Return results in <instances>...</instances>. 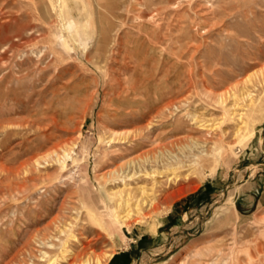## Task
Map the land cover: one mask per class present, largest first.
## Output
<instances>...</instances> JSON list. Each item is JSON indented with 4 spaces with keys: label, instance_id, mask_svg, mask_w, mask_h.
Masks as SVG:
<instances>
[{
    "label": "rangeland",
    "instance_id": "obj_1",
    "mask_svg": "<svg viewBox=\"0 0 264 264\" xmlns=\"http://www.w3.org/2000/svg\"><path fill=\"white\" fill-rule=\"evenodd\" d=\"M60 2L0 0V264H69L64 241L73 264L264 257V86L234 106L238 137L231 98L216 102L264 75V0ZM174 158L186 167L166 170ZM138 170L126 182L152 205L119 232L108 192Z\"/></svg>",
    "mask_w": 264,
    "mask_h": 264
},
{
    "label": "bare ground",
    "instance_id": "obj_2",
    "mask_svg": "<svg viewBox=\"0 0 264 264\" xmlns=\"http://www.w3.org/2000/svg\"><path fill=\"white\" fill-rule=\"evenodd\" d=\"M60 1H62L63 3H64V5L65 4H67L66 3V1L67 0H59V2ZM58 2V1H57ZM70 4V3H69ZM176 4V3H175ZM38 5V4H37ZM51 5V4H50ZM60 5H61V2H60ZM70 6V5H69ZM64 7V6H63ZM72 7L74 8V6H70V10H73L72 9ZM60 8H62V7H60ZM66 8V7H65ZM75 9V8H74ZM74 12H76V10L74 11ZM73 13V12H72ZM74 16V15H73ZM143 17H145V19H147V20H152L153 21V16L151 15V13L150 14H145ZM65 18V17H64ZM68 19V18H67ZM71 19V18H70ZM154 20H156V19H154ZM65 21V20H64ZM71 21V20H70ZM69 22V21H68ZM155 22V21H154ZM153 22V23H154ZM72 23H73V21H72ZM72 23L71 22H69V23H67V27L70 29V27L72 26ZM74 24H75V22H74ZM157 24V23H156ZM73 27H74V25H73ZM72 28V27H71ZM77 31V30H76ZM105 32V31H104ZM101 39H98V41H100ZM102 41V40H101ZM55 41L53 40V43H54ZM55 51V50H54ZM113 55V54H112ZM262 56H264V54L262 55ZM261 57V56H260ZM264 69V64H263V67L261 68V70H263ZM67 70V69H66ZM32 73V72H31ZM64 74V73H63ZM32 75V74H31ZM26 76V75H25ZM33 76V75H32ZM60 77V76H59ZM53 79V78H52ZM22 81V80H21ZM249 79H246L245 81H243L242 83H241V85H239V86H235L234 87V89H236L237 91H238V95H235V91H227L225 94H219V95H217L216 96V102L217 103H219V105H224L225 104V101H226V99L227 98H231V100H232V103H231V105H230V108H229V110H227L224 114H223V118H222V121L221 122H223V120H227V119H233L234 118V116H238V118H236V120H234V122L236 123L235 124V128H234V131H233V135L234 136H237L238 137V135H241V132H242V129H243V127H244V122H243V120H242V118L241 117H239V116H241L240 114H238V115H236L235 114V112H234V106H236V105H238V103H237V101L240 99L239 97H242V99L243 98H249L250 99V97L252 96V90H251V88L252 89H254L256 86H264V75H262V77L261 78H258V80L256 81V83L255 84H249ZM58 83V82H57ZM53 84V83H52ZM50 85V84H49ZM32 86V85H31ZM53 86H55V85H53ZM33 89H34V87H32ZM50 88H51V86H50ZM46 89V88H45ZM46 92V91H45ZM25 93V92H24ZM40 94V93H39ZM48 96V95H47ZM40 101V100H39ZM249 102H250V100H249ZM42 104V103H41ZM20 105V104H19ZM39 105V104H38ZM227 105V104H226ZM58 106H60V105H58ZM34 108H37L36 106L34 107ZM37 110V109H36ZM178 120H179V118H178ZM55 121V120H54ZM59 121V120H58ZM199 124H197V126L196 127H194L193 129H194V134L196 135V137L195 138H193L192 140V146L190 147V150H188V151H193L194 150V148L195 147H197V141H199V140H203V139H205L206 138V136L209 134V129H208V124H207V122H208V120H199ZM220 122V123H221ZM181 123H183L182 121H179L177 124H180L179 126H178V129L179 128H181ZM219 123V124H220ZM57 124V123H56ZM59 125V124H58ZM66 125V124H65ZM64 125V126H65ZM183 127V126H182ZM226 132L227 131H222V133L220 134V136L218 137V138H216L215 139V143H218V142H222V136L223 135H225L226 134ZM44 135V134H43ZM47 135V134H46ZM45 136V135H44ZM241 137V136H240ZM47 138V137H46ZM143 138H148L147 136H145V135H142V136H140V138L139 139H136V140H134L133 139V141L132 142H130V147L131 148H135L136 146H139L140 144H141V142H143L142 140H144ZM198 139V140H197ZM53 140V139H52ZM129 143V142H128ZM199 143V142H198ZM57 144V143H56ZM191 144V143H190ZM194 146V147H193ZM71 148V147H70ZM222 148L223 149H232L233 147L231 146V145H223L222 144ZM72 149V148H71ZM63 151V150H62ZM69 151H71V150H66V149H64V152H63V155H62V157L60 156V158L59 157H57L56 159H58L60 162H59V164H60V167L61 168H64L65 166H64V162H65V158L66 157H68V156H70V152ZM203 151V150H202ZM54 152V154L56 153V151H53ZM194 152V151H193ZM192 152V153H193ZM195 154H197V155H199L200 154V152H195V153H193V154H190V153H188L187 154V156H185V157H183V158H188L189 160H188V162L189 163H191L192 161H193V157L195 156ZM50 156V155H49ZM55 156V155H54ZM175 156V155H174ZM71 157V156H70ZM69 158V157H68ZM54 159V158H53ZM55 159V160H56ZM175 160L177 159V158H174ZM58 160H57V162H58ZM174 161V160H173ZM173 161H172V163L170 164L169 163V165H167L166 167H165V169L166 170H173V171H176V169H178V168H180V167H182L183 168V166H185L186 167V165H187V163L185 164L183 161H178V160H176L174 163H173ZM188 163V164H189ZM38 165V164H37ZM129 167V166H128ZM60 168V169H61ZM115 172V171H114ZM113 172V173H114ZM137 172H139V170L138 171H133L131 174H129V173H125L124 175H121L122 173H124V172H122V173H120V174H117L115 177H113V180L115 181L116 179L117 180H119L120 182H121V184L119 185V186H116V187H114V188H112V189H110L109 190V192H108V194L110 195V197H112L113 199H114V208H115V211H116V215H114L113 217H111L110 218V220H111V222H112V225H113V228H115L117 231H119V232H122V226L124 225V224H126V223H128L129 222V220L131 219V218H133V215H136V217L137 216H139L140 217V219H138L139 221H141V219H143L144 217H143V212H144V205L146 204V206L148 205V208L150 209V207H151V205H152V200H149V199H147V197H146V192H145V189H144V187L143 186H141V185H137L136 184V186H134V187H132L131 185H129V183L128 182H126V177H131V176H133V175H135ZM162 172V171H161ZM160 172V173H161ZM172 172V171H171ZM112 173V174H113ZM140 173V172H139ZM146 174H150L151 175V173H154L153 171H149L148 173L147 172H145ZM157 173V172H156ZM115 174V173H114ZM162 174V173H161ZM173 174H175V172H173ZM140 175V174H139ZM175 177H176V175H175ZM153 178V177H152ZM169 179V178H168ZM171 179V178H170ZM170 179H169V181H170ZM156 179L155 178H153V180L152 181H155ZM136 183V182H135ZM154 185V184H153ZM133 189H137V193L136 194H132V192H134L135 190H133ZM153 194V193H152ZM159 196V195H158ZM156 197V196H155ZM169 197V195H167V196H165V198L164 199H167ZM153 199V198H152ZM158 200V199H157ZM145 206V207H146ZM155 207V206H154ZM153 207V208H154ZM147 208V209H148ZM152 208V209H153ZM137 220V221H138ZM126 226V225H125ZM129 226V225H128ZM102 229H106L107 230V228L105 227V226H103L102 225ZM156 231H154V233H155ZM153 233V234H154ZM137 236H138V238L140 237V234H137ZM70 237H73V238H75V235H69V237L68 238H70ZM69 251V252H68ZM65 252H68V255H70V253H71V257H72V260H71V262L69 263V264H73V263H75L76 261H75V259H76V257H74V256H72L73 254H72V252H71V249H69V247L66 245V242L64 241L63 242V244H62V249H61V251H60V253L62 254H64ZM44 254H46V252H43ZM62 256H64V255H62ZM66 256H67V254H66ZM112 256V253L111 252H105V253H103L102 255H99V254H92V255H90V253H85V255H84V257H83V259H82V264H104L108 259H110V257ZM65 257V256H64ZM63 257V258H64ZM259 258V257H258ZM52 259V262L51 263H54V260L56 259V258H54L53 256H51V257H49V260H51ZM211 260V259H210ZM50 263V264H51ZM209 264H213V263H209ZM239 264H243L242 262H239ZM245 264H264V257H260L258 260H247L246 261V263Z\"/></svg>",
    "mask_w": 264,
    "mask_h": 264
}]
</instances>
